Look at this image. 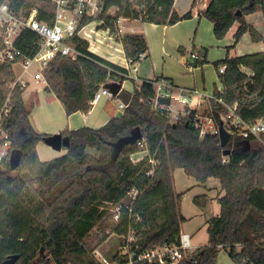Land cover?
I'll return each mask as SVG.
<instances>
[{
  "label": "trees",
  "instance_id": "16d2710c",
  "mask_svg": "<svg viewBox=\"0 0 264 264\" xmlns=\"http://www.w3.org/2000/svg\"><path fill=\"white\" fill-rule=\"evenodd\" d=\"M7 1L16 13L24 16L38 8L37 19L54 24L51 1ZM145 1L150 13L147 22L174 25L192 17L191 13L178 15L174 10L175 0ZM136 5L130 0H105V11L100 18H105L106 25L115 31L106 11L111 7L128 6L138 18ZM256 12L264 16V0H211L202 16L213 23L217 39H224L238 22L236 44L246 33L254 42L264 43V37L246 20ZM90 21L87 19L84 23ZM36 42L38 36L28 31L22 35L18 46L24 53L32 50L34 54ZM121 42L126 58L134 63L149 52L144 35L128 34ZM73 44L84 57L76 61L58 56L44 71L45 91L62 102L67 115L89 113L90 102L101 87L116 93L125 81L132 79L125 68L90 52L87 41L75 37ZM224 64L228 67L225 74H220V81L225 90L216 89L212 97L204 98L203 105L209 115L221 123V114L228 113L226 106L216 100L220 98L228 107L237 105L236 113L244 121L264 118V52L227 58L216 63V67L219 69ZM132 81L134 91L127 94L131 101L121 116L113 117L99 129L65 130L61 135L69 141L68 146H63L67 154L43 162L37 145L46 142L51 135L40 134L33 128L32 110L24 99L25 89L20 85L13 89L11 64L0 66V105L12 93L8 128L14 147L20 153L17 166L8 161L0 171V192L4 193L0 221L17 220L20 233L27 237L26 250L14 253L20 255L16 264H102L95 258V248L89 243L96 228L103 233L110 229V234L120 236L132 231L134 241L130 254L136 257L150 249L178 245L182 225L187 220L182 213L183 194L175 189L177 169H184L201 184L216 178L225 191L218 198L220 214L207 220L208 244L179 264H218L223 250L236 264H264V134L260 139L232 136L227 146L232 153L227 156L228 162H224L219 136L201 137L191 115L179 123H171L169 113L155 105L154 81L141 84L136 79ZM159 104L169 106L170 101L164 99ZM138 131L143 137L137 142L145 139L147 153L136 163L132 155L138 151L137 142L129 145H120V142ZM134 189L139 195L130 206L127 194ZM16 205H19L18 210ZM117 205H122V210L115 223L112 208ZM29 224L33 231L28 230ZM31 234L35 238L29 243ZM110 234H106L101 243L106 242ZM24 236L16 238V243L22 244ZM130 254H117L114 262L127 264ZM8 257L1 259L0 264ZM245 259L247 262L243 263ZM135 264L147 263L135 261Z\"/></svg>",
  "mask_w": 264,
  "mask_h": 264
},
{
  "label": "built area",
  "instance_id": "2783aa9c",
  "mask_svg": "<svg viewBox=\"0 0 264 264\" xmlns=\"http://www.w3.org/2000/svg\"><path fill=\"white\" fill-rule=\"evenodd\" d=\"M52 3L51 12L54 14V24L41 22L37 19L39 13L38 8H34L29 16L16 13L10 6V3L5 0L0 3V66L5 64H11L14 72L13 89L16 85H20L26 89L30 80L27 78L28 74L32 75V79L38 83H43L47 86V80L44 76V71L49 64L58 56H64L71 60H79L84 55L77 50L73 44L75 37L88 42H93L94 35L103 37V42H114L118 44L117 39L120 38V45H122V24L124 22H146L149 18V11L147 2L144 0H130L131 3H135L139 12V17H134V11L128 6L123 8L111 7L106 11V17L113 20L115 31L106 25L105 18H100L101 14L105 11V0H48ZM90 19L89 23H84L85 20ZM94 23H97L96 25ZM94 27V28H93ZM96 27H102L101 30H97ZM34 32L38 36V42H36V52L33 54L32 50L28 53H24L18 46L20 38L25 32ZM130 34H135L131 30ZM122 36V37H121ZM100 41V40H99ZM97 42V41H95ZM102 42V41H100ZM90 47V46H89ZM123 47V45H122ZM90 52L93 53L89 49ZM124 52V48H123ZM31 53V54H29ZM125 54V52H124ZM126 57V55H125ZM145 57V54L140 56V60ZM191 58L193 61H199L201 58L199 54L192 53ZM127 65L125 69L128 70V77L132 78L138 73V65L141 62L134 63L132 60L126 58ZM21 68V73H17L15 67ZM228 65L224 64L219 67V73L225 74ZM246 71V68L242 69ZM249 75L252 73L247 71ZM134 79V78H132ZM136 79V78H135ZM156 88L155 105L170 115L171 123H179L183 118L192 116L193 125L200 131V136L217 135L220 134V125L223 123L225 129L232 134V136L246 139L249 137H255L260 139L264 134V118L255 122H247L240 118L236 113L237 105L228 107L222 99L216 100L228 109L227 114H221L219 123L215 117L209 115L207 111L206 115L199 110H196L193 114L192 111L185 110L186 107L192 105L196 96L203 97L204 94L197 90L180 89L179 96L180 102L184 109H173L171 106L160 105L159 102L164 99H168L174 92L175 88L173 84L163 79L154 80ZM220 92L225 90L222 83L218 88ZM122 91L112 92L106 87H101L90 104L96 105L103 97L108 98L110 101H114L119 98V108L125 110V105L121 99ZM12 93L9 94L6 102L0 105V171L5 168V163L12 161V157L17 152L14 147V142L11 133L8 128V119L11 115L12 108ZM212 97V96H211ZM137 146L146 150L145 139L137 142ZM147 152V150H146ZM146 155V154H145ZM153 166H156L154 160L150 161ZM138 163V162H137ZM150 175V174H149ZM139 192L132 190L128 192L127 196L130 201V206H133L137 201ZM4 193L0 192V202L3 201ZM6 206H3V210ZM122 205L116 206V212L114 215L115 220L118 222L121 215ZM132 211V209H130ZM129 244L124 247L129 255L131 252V244L134 241V233L130 231L125 238V241ZM196 251V248L192 244V236L187 232H181L179 243L173 247L154 248L147 250L146 252L138 255L137 257L130 254V258L127 264H135L137 262H146L147 264L159 263V264H179L184 258L189 257ZM247 260H243L246 263ZM102 264H111L108 260L103 259Z\"/></svg>",
  "mask_w": 264,
  "mask_h": 264
},
{
  "label": "crops",
  "instance_id": "0c3cea01",
  "mask_svg": "<svg viewBox=\"0 0 264 264\" xmlns=\"http://www.w3.org/2000/svg\"><path fill=\"white\" fill-rule=\"evenodd\" d=\"M210 2L211 0H175L174 10L180 16L191 13L192 17L190 19L179 21L174 25H159L144 22L141 23L138 29H133L135 34L145 36L149 47V52L138 65L139 70L136 74L137 83L141 84L143 81L163 79L173 84L175 90L170 98H168L170 101L169 106L173 109H184L180 102V89H194L203 93L204 96L201 98L200 96H196L192 105L186 107L185 110L194 112L202 110L207 112L208 109L203 105L204 98L213 96L221 83L216 63H221L227 58L264 52V43L254 42L249 33L243 35L242 39L236 44L234 36L240 27V23L238 22L234 24L224 39H217L214 34L213 23L202 16V13L209 6ZM261 19H264L262 12H256L246 17L247 22L264 37V22ZM102 38L101 34L94 35L93 42H97L93 45V53L123 68L128 67L122 45L118 49L116 43L103 42ZM245 43H248L247 48L249 51L247 52H243L241 49ZM105 46L113 47L115 50L106 52L102 50ZM194 52L199 54L201 58L199 61L195 62L192 60L191 55ZM42 89L45 91L46 87ZM25 101L27 102V100ZM112 105V101L103 97L96 105L92 106L89 113L77 112L67 115V126H64L60 131L62 132L66 129L76 130L83 127L99 129L106 125L113 117L119 116L114 113ZM184 173L188 177L184 169H177L174 173V180L176 181L177 177V184L181 186V190L176 192L183 194L182 213L187 220L183 224V227L189 222L185 207L187 199L192 198L194 204H196V199L203 201L202 197L206 195L211 199H218L219 194L222 192L220 181L210 188L212 192L209 194L205 193L203 188H194L196 191L191 188L185 189V183H188L190 180L182 176ZM210 179L207 181V185L211 182ZM206 184L198 183V185H202V187L207 189L208 186ZM187 233L191 234L190 231ZM195 248L198 249L197 246Z\"/></svg>",
  "mask_w": 264,
  "mask_h": 264
},
{
  "label": "rangeland",
  "instance_id": "374dc122",
  "mask_svg": "<svg viewBox=\"0 0 264 264\" xmlns=\"http://www.w3.org/2000/svg\"><path fill=\"white\" fill-rule=\"evenodd\" d=\"M262 22H264V19H261ZM147 22V21H146ZM142 22L139 21H132V22H124L122 24V36L128 35L131 33V30H136L140 27ZM95 25L97 23H94ZM94 28V27H93ZM97 30H101L102 27H96ZM121 36V37H122ZM120 38L117 39L116 42L117 48H119ZM250 42V41H249ZM93 43H89V49L94 52L93 50ZM248 43H245L243 47L241 48L242 51H249L247 48ZM116 48V49H117ZM102 50L106 52H112L115 49L110 46H105ZM16 72L19 74L21 73V68L19 66L15 67ZM27 78L30 80L29 86L25 89L24 92V98L27 100L26 103H28V107L31 108V124L33 128L36 130V132L40 134H48V135H56V134H62L64 131H60V129H63L64 126H67V113L65 112L64 106L62 102L53 94L48 93L47 91H44L42 89L44 86L43 83H38L37 81L32 79V75L28 74ZM132 78H136V75ZM38 84V85H36ZM123 90L125 93H132L134 91V83L132 79H129L124 82ZM42 89V90H41ZM38 90V91H36ZM33 95V96H30ZM170 98V97H169ZM119 98L112 101L113 111L116 113V115L121 116L124 112V110L119 109ZM205 107V106H204ZM200 112H203V114L206 115L207 112L199 110ZM67 130V129H66ZM229 149V148H228ZM231 150V149H230ZM67 148L63 147L60 151H57L53 149L51 146H49L46 142H40L37 145V152L39 155V158L43 162H50L55 159L61 158L67 154ZM93 152V151H91ZM146 150H144L141 147H138V151L132 155V159L134 162H140L145 154ZM224 162H228L227 156H224ZM183 177H187L184 174H182ZM188 183H185L184 188L185 189H197V188H203L205 190V193L209 194L212 192L210 188L214 186L217 182H219L216 178H211L210 183L207 185L208 188L202 187V185H198V181L192 177H187ZM175 183V189L176 191L181 190V186L177 184V177ZM197 184V185H196ZM206 187V186H205ZM194 189V190H195ZM196 191V190H195ZM194 192V191H193ZM200 192V191H198ZM194 194V193H193ZM192 194V195H193ZM225 194V191L222 190V192L219 194V197H222ZM203 196V201H197L196 204H194L192 198L187 199L185 202V207L187 209V216L189 217V222L187 225H185L181 228V232H188L192 234V244L193 246L204 247L209 242V234L207 231L208 225H207V219L210 217H213V215L220 214L221 211V204L218 201V199H211L210 197ZM215 196V195H211ZM202 200V199H201ZM129 202V201H128ZM16 210H18L19 205H16ZM199 207V208H198ZM20 211V209H19ZM113 213L116 212V207L112 208ZM17 212V211H16ZM112 221L117 223L114 216L112 218ZM28 228V227H27ZM32 225L30 226L28 230L33 231ZM36 229V228H35ZM19 223L17 220L13 221H6L1 222L0 221V260L8 257L18 251H24L25 243H26V236L25 233L23 235L19 231ZM111 230L108 229L107 232H101L98 228L92 231L90 237H89V243L92 245V248H95V258L99 260L100 262L103 259L108 260L111 264H118L117 262H114V258L117 254H120V256H127V250L124 249L126 245L129 244L127 239L125 241V238H127V235L120 236L117 234H110ZM106 234H110V237L108 240L104 243L102 242L103 237ZM25 238L24 242L22 244L16 243V238L23 237ZM35 236L33 234L29 235L28 241L29 243H32L34 241ZM24 245V246H22ZM197 250V249H196ZM195 251V250H194ZM218 264H234V262L230 259L227 252L224 250L219 253L218 256Z\"/></svg>",
  "mask_w": 264,
  "mask_h": 264
},
{
  "label": "water",
  "instance_id": "95a60500",
  "mask_svg": "<svg viewBox=\"0 0 264 264\" xmlns=\"http://www.w3.org/2000/svg\"><path fill=\"white\" fill-rule=\"evenodd\" d=\"M121 99L125 105H129L131 101V97L127 94H124L121 96ZM143 137V134L141 131H138L135 133L132 137L124 139L122 142H120V145L123 144H133L140 140ZM232 138V134L228 132L223 123L220 125V134H219V139H220V145L222 148H224L223 155L224 156H229L232 153V150L228 149L227 146ZM46 143L51 146L53 149L60 151L63 146H68L69 141L67 138H63L61 134H56L52 135L47 138ZM20 161V153L15 152V154L12 157V165L15 167L19 164ZM20 259L19 254H12L10 255L6 260H4L3 264H16Z\"/></svg>",
  "mask_w": 264,
  "mask_h": 264
}]
</instances>
